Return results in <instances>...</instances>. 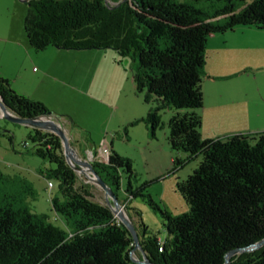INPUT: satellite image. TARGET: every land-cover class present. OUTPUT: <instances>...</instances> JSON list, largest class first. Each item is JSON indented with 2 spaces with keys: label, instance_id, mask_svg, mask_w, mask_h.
I'll return each instance as SVG.
<instances>
[{
  "label": "trees",
  "instance_id": "trees-1",
  "mask_svg": "<svg viewBox=\"0 0 264 264\" xmlns=\"http://www.w3.org/2000/svg\"><path fill=\"white\" fill-rule=\"evenodd\" d=\"M110 1L28 0V43L34 50L113 48L133 58L134 88L149 106L142 118L148 130L154 136L162 124L159 110L170 109L167 141L187 152L173 162L183 166L199 158L176 184L188 210L161 213L167 236L146 235L144 223L135 224L141 252L152 264H224L229 249L264 238V129L202 138L207 40L237 25L264 30V0ZM0 96L21 117L49 112L2 75ZM32 131L33 152L54 163L47 179H57L59 195L50 201L59 224L33 211L25 195L10 190L14 178L0 171V264H143L131 260L133 238L110 207L76 185L58 135ZM92 167L115 194L120 172L132 175L131 159L112 148L106 161L94 160ZM129 182L133 197L138 192ZM23 187L31 193L28 184ZM228 264H264V244L233 255Z\"/></svg>",
  "mask_w": 264,
  "mask_h": 264
},
{
  "label": "rangeland",
  "instance_id": "rangeland-1",
  "mask_svg": "<svg viewBox=\"0 0 264 264\" xmlns=\"http://www.w3.org/2000/svg\"><path fill=\"white\" fill-rule=\"evenodd\" d=\"M107 2L112 3L110 0ZM26 3L23 0H0V20H4L5 24L13 29L7 34L6 31L0 30V64H7L12 58L16 59L17 63L22 62V67H26L20 80L27 77L36 78L37 75L32 74L33 70L41 72L43 68L48 69L46 83L53 86V100L56 97L63 105L64 112L61 113L65 114L61 118L64 130L70 142V137L76 140L78 157L85 158L80 154L87 147L91 148L93 153L97 152L98 142L109 144L114 136L112 143L114 150L129 157L132 162V175L120 172L121 182L120 188L116 190L117 200L134 225L144 223L146 235L154 233L160 238H165L167 231L161 213L168 211L172 215H178L188 210V204L177 190L176 184L191 173L199 161V158L189 159L183 166L175 165L173 162V158L183 160L187 152L172 148L167 141V125L172 111L159 110L162 124L155 129L154 136L146 127L147 123L144 120L140 119L135 124L130 123L132 113L142 109L145 102L141 95L136 93L132 81L135 61L128 55H120L116 49L76 50L49 46L36 52L30 50V53L36 54L34 62L24 61L23 48L27 47L24 31L20 28L18 33L15 24L19 21L22 27L23 14L28 8ZM18 14H21L20 19ZM236 28L239 30L243 26L237 25ZM253 43L259 45L258 50L262 58L258 60L260 67L256 70L258 83L251 88V95L256 97L252 103L257 101L263 105L264 100L261 98H264V41L258 42L253 39ZM213 52L217 51L212 44L207 45L206 61L208 60L209 64ZM123 126L130 130L131 138L128 140L122 137ZM225 128L232 129L233 126H216L205 122L200 126V133L202 138L208 139L215 137L216 131L226 130ZM116 129L120 131L117 136ZM146 131L148 135L145 134ZM32 132L30 125L9 121L0 114V171L14 178L10 183V190L25 195V200L33 211L47 214L51 221L59 224L54 219L55 213L50 201L51 196L59 195L57 179L51 178L53 183L51 189L47 188L46 184L48 170L54 163L33 152V143L28 137ZM74 171L77 174L76 185L86 186L92 194L90 197L92 200L108 205L101 186L91 182L85 174ZM128 182L131 190L138 192L137 195L133 197L129 195L126 190ZM23 184L29 185L30 194L25 191ZM142 184L144 185L141 186ZM108 199L112 202L110 196ZM113 215L115 216L114 213ZM115 218L117 219L116 216ZM138 232L139 234L142 232V227ZM142 256L141 250L136 248L133 257Z\"/></svg>",
  "mask_w": 264,
  "mask_h": 264
},
{
  "label": "crops",
  "instance_id": "crops-1",
  "mask_svg": "<svg viewBox=\"0 0 264 264\" xmlns=\"http://www.w3.org/2000/svg\"><path fill=\"white\" fill-rule=\"evenodd\" d=\"M26 12L23 14V18H25ZM18 17L20 19L21 14H18ZM23 18L22 27L19 21L15 24L18 33L20 32V28L24 31ZM0 30L1 32L6 31L5 34H7L12 32L13 29L10 25L5 24L4 20H0ZM23 36L26 42L25 46H27L23 48L24 61L32 63L36 55L34 53L40 50L32 49L26 38L25 31ZM253 39L258 42L264 41V30L253 26H243L239 30L235 27L233 30L224 33L211 34L207 40V45L212 44L217 52H213L214 55L212 54L211 63L209 64L207 60L204 67L206 75L203 82H201L203 91V107L200 111L201 125L203 126L207 122L209 125L233 126L232 129L225 128L226 130L216 131V136L211 138L222 137L234 132L252 133L264 129V104L261 105L257 101L252 103L256 97H254L255 95H251V88L255 83H258V73L256 70L260 67L258 60L262 58L258 50L259 45H254ZM30 50L35 52L32 54ZM22 66V62L21 64L17 63V60L12 58L7 64H0V75L8 79L18 94L43 102L48 111L62 115L65 114L61 113L64 112L62 111V103L56 97L53 100V86L46 83L45 77L49 76L48 69L43 68L41 72L33 70L31 72L35 76L37 75L36 78L33 77L34 79H31L27 77L20 80V76H22V72L26 67ZM261 99L264 100V98ZM144 104L142 109H139L134 114L132 113L129 119L130 123L135 124L136 121L144 117L147 109L149 110L148 104ZM123 129L124 135L122 137L124 140H128L131 138L130 130L125 126H123ZM115 131L118 133L115 136L120 134L118 129ZM145 134H147V131ZM113 138L110 139L108 144L112 149H114L112 144ZM70 140L78 153L75 145L76 140L73 137H70ZM90 152L94 151L87 147L80 155L88 157Z\"/></svg>",
  "mask_w": 264,
  "mask_h": 264
},
{
  "label": "water",
  "instance_id": "water-1",
  "mask_svg": "<svg viewBox=\"0 0 264 264\" xmlns=\"http://www.w3.org/2000/svg\"><path fill=\"white\" fill-rule=\"evenodd\" d=\"M27 2L28 0H23ZM107 2V0H105ZM108 3V2H107ZM0 107L2 111V117L15 122V123H21V124H26L30 125L32 128H38V129H43L45 131H50L58 135L62 147H63V155L65 157L66 162L73 168V170H77L80 173H83L87 176L91 182L101 186V188L105 192V198L108 202V205L110 209L112 210V213L115 214L117 219H119L120 222H122L125 227L129 230V233L131 234L133 238V247L132 250L130 251L131 253V260L136 262V263H143V264H152L150 263L145 255L143 254L142 258H134L133 257V252L136 248H139L141 250L140 244H139V236L138 233L135 229V225L131 222L130 218L126 215L122 207L120 206L116 194L112 190L110 186H108L102 177L94 170L93 162L88 159V157L85 158H80L76 154V150L74 149L73 145L69 141L68 135L66 134V131L64 130L63 126V119L60 117L59 113H54L49 111L47 114H39L34 117H21L16 115V113L12 112L9 108H7L2 101V97L0 96ZM47 115H52L54 119H48ZM111 197L112 202L108 199V197ZM264 244V238L262 240H259L252 245L246 247H237L234 249H229L224 258V264H228L229 259L237 253H240L242 251H251L260 245Z\"/></svg>",
  "mask_w": 264,
  "mask_h": 264
},
{
  "label": "built area",
  "instance_id": "built-area-1",
  "mask_svg": "<svg viewBox=\"0 0 264 264\" xmlns=\"http://www.w3.org/2000/svg\"><path fill=\"white\" fill-rule=\"evenodd\" d=\"M48 119H54L52 115H47ZM97 152L93 153L90 152L88 155V159L91 160L92 162L94 160H102L106 161L109 153L111 152V147L105 142H101L97 145L96 147ZM47 188L51 189L53 186V183L51 180H47Z\"/></svg>",
  "mask_w": 264,
  "mask_h": 264
},
{
  "label": "bare ground",
  "instance_id": "bare-ground-1",
  "mask_svg": "<svg viewBox=\"0 0 264 264\" xmlns=\"http://www.w3.org/2000/svg\"><path fill=\"white\" fill-rule=\"evenodd\" d=\"M0 114L2 115L1 107H0Z\"/></svg>",
  "mask_w": 264,
  "mask_h": 264
}]
</instances>
